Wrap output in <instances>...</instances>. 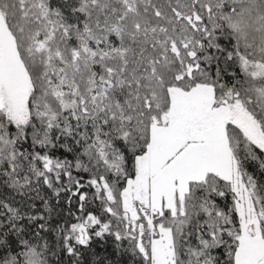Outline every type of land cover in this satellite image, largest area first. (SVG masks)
<instances>
[{
  "label": "snow or ice",
  "instance_id": "obj_1",
  "mask_svg": "<svg viewBox=\"0 0 264 264\" xmlns=\"http://www.w3.org/2000/svg\"><path fill=\"white\" fill-rule=\"evenodd\" d=\"M0 264H264V0H0Z\"/></svg>",
  "mask_w": 264,
  "mask_h": 264
}]
</instances>
